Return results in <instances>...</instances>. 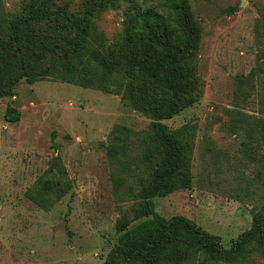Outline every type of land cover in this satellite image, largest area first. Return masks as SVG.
I'll return each instance as SVG.
<instances>
[{
	"label": "rangeland",
	"instance_id": "rangeland-1",
	"mask_svg": "<svg viewBox=\"0 0 264 264\" xmlns=\"http://www.w3.org/2000/svg\"><path fill=\"white\" fill-rule=\"evenodd\" d=\"M160 1L50 0L53 18L32 30L51 54L29 64L16 50L18 62L43 71L81 33L86 52H99L126 89L123 97L46 77L20 79L0 96V264H103L124 229L151 219L139 214L142 187L163 158L154 122L187 144L179 174L191 179L152 197L154 211L189 218L225 247L252 226L264 205V0H189L197 42L184 76L195 100L175 111L168 86L131 56L150 44L131 3ZM40 2L0 0V40ZM161 55L149 58L158 72ZM8 108L19 120L4 119ZM246 248L242 259L208 264H264V243Z\"/></svg>",
	"mask_w": 264,
	"mask_h": 264
},
{
	"label": "trees",
	"instance_id": "trees-1",
	"mask_svg": "<svg viewBox=\"0 0 264 264\" xmlns=\"http://www.w3.org/2000/svg\"><path fill=\"white\" fill-rule=\"evenodd\" d=\"M49 1L41 0L40 4L32 5L13 19L7 36L0 40V96L6 95L20 79L32 82L47 77L125 97L126 88L110 75L109 66L100 53L86 52V40L81 33L66 44L64 59L43 71H31L29 66L17 61V49L29 64L51 54L52 50L41 44L32 30L39 22L53 18ZM131 9L133 18L144 25L150 39L148 47L131 56L137 59L145 76L155 78L160 86H168L173 96L168 104L170 110L190 105L195 96L189 90L190 81L184 76V59L195 49L197 38L196 21L189 0H162L157 5L144 8L132 2ZM153 52L162 53L161 57L165 58L160 72L155 70L158 64L149 63ZM144 109L151 115L158 112L151 106ZM19 118L20 112L10 108L4 114L8 122ZM153 130L162 147L163 158L142 187L139 214L150 215L151 219L124 229L103 264H182L196 258H200V264L233 262L245 256L248 243H264V205L253 215L252 226L239 233L230 247L223 246L219 236L207 232L183 215L165 218L154 211L152 197L189 188L191 179L179 174L189 162L187 144L174 139L159 122L153 123Z\"/></svg>",
	"mask_w": 264,
	"mask_h": 264
},
{
	"label": "water",
	"instance_id": "water-1",
	"mask_svg": "<svg viewBox=\"0 0 264 264\" xmlns=\"http://www.w3.org/2000/svg\"><path fill=\"white\" fill-rule=\"evenodd\" d=\"M242 2H243V0H242Z\"/></svg>",
	"mask_w": 264,
	"mask_h": 264
}]
</instances>
